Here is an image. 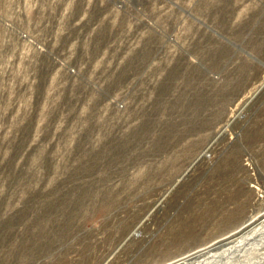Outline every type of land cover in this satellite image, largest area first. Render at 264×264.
<instances>
[{"label":"rangeland","instance_id":"obj_1","mask_svg":"<svg viewBox=\"0 0 264 264\" xmlns=\"http://www.w3.org/2000/svg\"><path fill=\"white\" fill-rule=\"evenodd\" d=\"M263 215L264 0H0V264H169ZM260 226L194 264H264Z\"/></svg>","mask_w":264,"mask_h":264},{"label":"bare ground","instance_id":"obj_2","mask_svg":"<svg viewBox=\"0 0 264 264\" xmlns=\"http://www.w3.org/2000/svg\"><path fill=\"white\" fill-rule=\"evenodd\" d=\"M264 224V215L259 219L248 220L236 233L233 235L218 241L204 249L194 252L186 257L170 262L169 264H194L196 262L207 261L214 256L217 257L218 251H228L235 246L246 243L249 240V235L255 231L256 227ZM236 226V225H235ZM261 227V226H260ZM238 229V228H237Z\"/></svg>","mask_w":264,"mask_h":264}]
</instances>
